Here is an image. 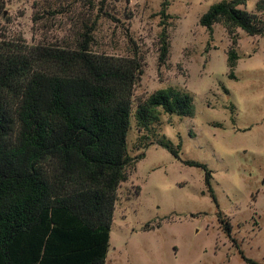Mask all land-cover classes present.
<instances>
[{
	"label": "rangeland",
	"instance_id": "374dc122",
	"mask_svg": "<svg viewBox=\"0 0 264 264\" xmlns=\"http://www.w3.org/2000/svg\"><path fill=\"white\" fill-rule=\"evenodd\" d=\"M221 1L0 0L2 39L75 48L91 31L94 53L137 56L144 74L134 109L168 87L194 97L193 118L163 115L157 133L181 143L182 160L207 165L219 207L205 170L175 158L133 118L129 154L146 157L118 191L108 264H249L243 256L264 264V36L234 30L240 59L230 78L232 36L223 24L213 37L201 25ZM258 1L242 8L255 13Z\"/></svg>",
	"mask_w": 264,
	"mask_h": 264
},
{
	"label": "trees",
	"instance_id": "16d2710c",
	"mask_svg": "<svg viewBox=\"0 0 264 264\" xmlns=\"http://www.w3.org/2000/svg\"><path fill=\"white\" fill-rule=\"evenodd\" d=\"M248 1L223 0L201 18L211 37L218 23L232 36L233 79L240 59L234 30L264 36V0L255 13L242 8ZM89 32L75 48L0 38V264L107 263L118 191L129 169L146 157L129 154L133 118L140 132L182 160L181 143L159 137L157 128L163 115L193 118V95L168 87L134 109L141 60L94 53ZM168 37L164 27L162 62L170 53ZM182 161L205 170L218 206L212 171Z\"/></svg>",
	"mask_w": 264,
	"mask_h": 264
},
{
	"label": "crops",
	"instance_id": "0c3cea01",
	"mask_svg": "<svg viewBox=\"0 0 264 264\" xmlns=\"http://www.w3.org/2000/svg\"><path fill=\"white\" fill-rule=\"evenodd\" d=\"M111 246V245H110ZM109 252H110V250H109ZM108 257H109V253H108ZM108 257H107V263L106 264H108Z\"/></svg>",
	"mask_w": 264,
	"mask_h": 264
}]
</instances>
